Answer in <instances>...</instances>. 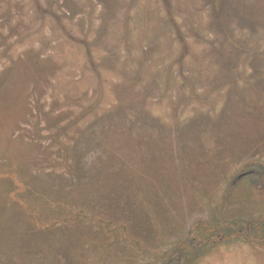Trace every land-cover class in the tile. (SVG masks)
Segmentation results:
<instances>
[{
  "label": "rangeland",
  "instance_id": "1",
  "mask_svg": "<svg viewBox=\"0 0 264 264\" xmlns=\"http://www.w3.org/2000/svg\"><path fill=\"white\" fill-rule=\"evenodd\" d=\"M258 162L264 0H0V235L45 238L11 264H168L190 229L262 215L231 189ZM258 232L188 238L181 264H264Z\"/></svg>",
  "mask_w": 264,
  "mask_h": 264
},
{
  "label": "flooded vegetation",
  "instance_id": "2",
  "mask_svg": "<svg viewBox=\"0 0 264 264\" xmlns=\"http://www.w3.org/2000/svg\"><path fill=\"white\" fill-rule=\"evenodd\" d=\"M257 164H259L257 166ZM261 164V165H260ZM258 168V169H257ZM238 185V187L243 186L246 189L252 190L256 195V205L259 207L264 206V164L262 163H253L252 165L244 166L241 170V174L237 177V180L232 183L231 189ZM230 189L229 194L221 201V205L225 203V200L229 198L232 190ZM262 215L255 217L251 221L246 222H237L233 221L232 223H228L225 220V223L220 224H211V225H204V233H208L203 238H199V230L197 229H190L188 232V237L181 241L178 245L179 252L177 255L176 252V259L171 260L168 264H181L184 259L186 258V251L190 250V247L187 246V239L189 238V242L196 246V248L203 247L207 244H220L227 240L234 239V238H249L251 240L256 239L258 235V229L264 227V212L261 213ZM112 227V226H111ZM110 226L107 228V235L103 240V244L107 247L119 246L121 244H125L128 246L132 245V240L129 237L123 238L120 240L117 237L118 232L117 229H112ZM106 228H104L105 230ZM228 233V234H227ZM124 235V234H119ZM126 236V235H124ZM252 236V237H251ZM251 237V238H250Z\"/></svg>",
  "mask_w": 264,
  "mask_h": 264
},
{
  "label": "trees",
  "instance_id": "3",
  "mask_svg": "<svg viewBox=\"0 0 264 264\" xmlns=\"http://www.w3.org/2000/svg\"><path fill=\"white\" fill-rule=\"evenodd\" d=\"M124 139L125 137L123 135L119 136L116 140L113 138L106 137L105 145L110 146H108L109 151L111 149L113 150L114 148H116V146L118 148H121L124 145ZM95 145V148H102L101 143H96ZM100 177L101 175H99L98 173L95 177L90 176L89 180L97 181ZM25 186H27V188L30 190V193H27V195L25 194L24 196H28L30 199L35 200L37 204H42V206H46L47 203L45 196H47L48 193H51L52 188H54L52 186L50 187L48 182H40L38 180L36 181V179H34L32 185L29 181ZM22 212L24 213L25 211L23 210ZM35 237L36 234L16 231L0 235V264H11L14 263L16 260H20L22 261V263H27L28 261H31L32 258L35 256V247L37 248V245L43 244L45 240V238H41V240H39V237Z\"/></svg>",
  "mask_w": 264,
  "mask_h": 264
}]
</instances>
